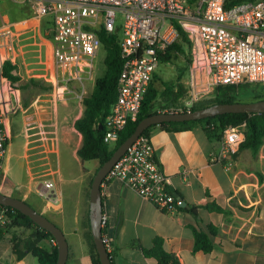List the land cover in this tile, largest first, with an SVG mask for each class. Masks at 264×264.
<instances>
[{"label":"built area","instance_id":"built-area-1","mask_svg":"<svg viewBox=\"0 0 264 264\" xmlns=\"http://www.w3.org/2000/svg\"><path fill=\"white\" fill-rule=\"evenodd\" d=\"M30 2L32 24L23 28L0 24V172L4 171L11 139V116L21 104L19 89L3 73V65L10 62L20 79H35L46 85L43 93L46 98L40 104L45 103L54 111L60 102L83 103L89 95L95 58L102 48L97 33L101 27L117 34L122 58L116 100L102 125L106 143H114L125 125L136 118L161 54L178 38L176 23L186 32L196 54L187 94L157 109L158 112L189 111L204 93L216 86L264 85V0H246L229 6L227 0ZM118 11L123 14L119 27L116 25ZM29 28L32 33L26 37L24 31ZM16 47L22 52L19 59ZM199 51L203 57L197 61ZM202 68L205 77L200 74ZM37 102L38 99L32 100L34 105ZM244 139L245 122L227 125L210 152V160L230 169ZM106 178L121 180L162 212L172 213L178 208L179 201L170 189L169 177L163 172L146 134L141 133L132 142ZM44 186L46 191H39L40 195L57 202L54 181L46 180ZM10 221L9 209L6 205L0 206V227ZM106 223L107 217L102 214L101 226L105 227ZM103 240L108 247L105 234Z\"/></svg>","mask_w":264,"mask_h":264},{"label":"crops","instance_id":"crops-1","mask_svg":"<svg viewBox=\"0 0 264 264\" xmlns=\"http://www.w3.org/2000/svg\"><path fill=\"white\" fill-rule=\"evenodd\" d=\"M9 4L5 3L6 16L0 15L1 23L23 28L34 22L30 18L31 3ZM31 33L30 28L24 31L26 37ZM16 54L18 59L22 56L20 47H16ZM82 111L83 107L75 119ZM36 114L40 116L32 101H21L12 114L11 138L19 136L22 142L20 146H13L11 140L8 143L5 168L0 172L1 183L4 185L7 177L9 184L5 187L13 189L15 197L25 200L62 229L68 243L65 264H94L87 237L89 197L68 207L59 183L61 173L57 179L48 171L55 165L59 169V159L54 162L47 154H38L31 148L29 135ZM73 129L76 130L74 126ZM76 132L78 148L82 135ZM148 136L163 172L169 177L170 189L188 206L172 213L162 212L121 180L106 178L101 184L102 210L107 217L102 230L109 239L107 250L111 263L154 264V259L146 257L141 247H151L153 239L160 236L164 248L174 253L180 264H264V142L255 156L248 148L239 150L233 166L226 169L222 163L210 160L217 140L207 137L203 123L178 131L156 125ZM89 160L95 162L87 173H95L99 161ZM22 173L26 174V180H21ZM46 180H53L58 191L55 203L39 193L46 191ZM210 201L217 202L228 212L209 211L203 205ZM192 205L196 206V212L189 210ZM192 226L208 232L213 244L210 251L193 250ZM33 232L34 228L29 226H3L0 264H38L36 256L27 250Z\"/></svg>","mask_w":264,"mask_h":264},{"label":"trees","instance_id":"trees-1","mask_svg":"<svg viewBox=\"0 0 264 264\" xmlns=\"http://www.w3.org/2000/svg\"><path fill=\"white\" fill-rule=\"evenodd\" d=\"M241 1L246 0H227L226 5L229 6L233 3ZM176 28L178 31V38L175 42L166 47L165 53L161 54L160 61H166L169 58V53L173 50L183 51V45L188 46L191 51L192 42L188 38L186 32L177 23ZM97 33L101 40L102 47L105 49V73L95 79L91 93L84 97V108L82 114L75 119L73 126L82 135L81 143L76 150L77 156L81 160L98 159L100 166L110 157L117 145L134 130L136 124L141 118L158 112L157 110L152 109V103L158 94V90L152 82V79L155 76L154 74L148 84L136 118L130 120L125 125V127L120 131L118 139L114 143L109 144L104 142L103 129L100 128V125H103L106 116L111 112L112 105L116 100L117 82L122 66V58L120 56L119 44L117 42V34L107 32L102 27L97 29ZM190 62L191 57L188 59V63ZM3 73L12 80L18 89L24 87V85H17L20 77L15 72V65L11 64L10 62H6L3 65ZM179 79L180 76H178L177 80L175 81L161 80L163 90L159 94L167 106L177 102L179 98L185 94V88L183 85L178 83ZM28 82L32 85L40 86L42 90L47 88V86L39 80L29 79ZM234 87L236 86L224 85L214 87L212 94L201 96L194 103L191 110L216 102H234L235 100L229 95L230 91H232ZM242 122H245V139L240 145V150L243 148H248L251 151V154L255 156L264 142V112L224 113L197 120L190 119L181 121H166L159 124L150 125L144 129L142 133L148 135L150 129L156 125L165 130L178 131L192 129L197 124L203 123L207 137L210 140H218L221 137L224 127L229 124H238ZM0 206H2V204H0ZM203 206L209 211L221 213L228 212L227 209L223 208L215 201L207 202ZM6 207L9 209L11 215V221L9 225L29 226L34 228L32 240L27 244V250L31 251L33 255L36 256L38 264H55L58 250L53 235L48 230L37 225L21 211L11 206L6 205ZM178 208L183 209L181 206H178ZM189 210L196 212V206L192 205ZM191 228L194 234L193 250H202L204 252L210 251L213 247V244L208 232L197 229L193 226ZM2 229L3 227H0V237L2 235ZM209 229L210 232L213 231L212 225H209ZM102 232L105 234L104 230H102ZM87 237L94 264H100L90 231ZM141 250L146 257L154 259V264H180L177 256L164 248L163 238L160 236H156L153 239V244L151 247H141Z\"/></svg>","mask_w":264,"mask_h":264},{"label":"rangeland","instance_id":"rangeland-1","mask_svg":"<svg viewBox=\"0 0 264 264\" xmlns=\"http://www.w3.org/2000/svg\"><path fill=\"white\" fill-rule=\"evenodd\" d=\"M15 1H25L28 4L31 3L30 0H0V15L6 16L4 11L6 2L7 5L9 2L11 3L9 4L10 6H15ZM14 8L15 7H12V9ZM1 19L2 18H0V20ZM5 20H7V18ZM122 23L123 14L121 11H118L116 12V25L119 27L122 26ZM119 34H121L120 28ZM183 49V51H171L169 53V58L166 61H159L157 63L155 68L156 74L152 79L153 84L158 90V94L152 103L153 110L167 106L159 94L163 90L161 80L175 81L177 80L178 76H180L178 83L183 85L185 92L189 88V82L191 78L190 68L193 67V59L196 54V49H193L192 47L190 51L186 45H183ZM201 53L200 51L197 53V61L202 59L203 55ZM104 57L105 49L102 47L99 49V52L95 58L93 80L88 85L89 94L93 89L95 79L105 73L106 67L104 64ZM190 57L191 62L188 63V59ZM195 68L196 66L193 68V70H195ZM203 69L204 68H202L200 74L201 76L204 75L205 77L206 74L205 72L203 73ZM28 81V78L23 77L19 80L17 85H24L23 88L19 89L21 101L31 102L32 100L38 99V102L34 105V108L40 112V116L38 114L34 116V122L32 125L33 127L31 129L32 132L30 131L29 135L32 140L31 148H33L38 154H47L51 160H54V162L59 159V169H57L55 165L54 167H48V171L51 174L54 173V177L57 179L59 177L58 173H61L59 183L63 189L69 207L71 204L73 205L78 201L82 202V200L88 199L91 181L95 174L93 172L87 173V170L94 164L95 160H81L76 154L79 139L77 137L78 134L76 130L73 129V120L80 113L81 108H84V105L82 102L78 103L77 101H67L65 103L60 102L57 103L56 109L54 111L52 108L46 107L45 103L40 104L42 103L43 99L46 98V95L43 94L44 90H42L38 85L30 84ZM193 81L194 84H197L196 75H193ZM208 94L211 95L212 91H209L205 95ZM229 95L235 101L242 102L264 99V85L261 83H243L234 87V89L230 91ZM10 140L13 146H20L22 142L19 136H14ZM14 170L15 168H13V171ZM0 176V191L9 195L13 194L15 196L16 192L13 189L9 190L7 187H5L6 184H9L7 177L4 178V185H2L1 173ZM26 178V174L22 173L21 180H26ZM28 202L30 201L28 200Z\"/></svg>","mask_w":264,"mask_h":264},{"label":"water","instance_id":"water-1","mask_svg":"<svg viewBox=\"0 0 264 264\" xmlns=\"http://www.w3.org/2000/svg\"><path fill=\"white\" fill-rule=\"evenodd\" d=\"M250 112L260 113L264 112V99L254 101H234V102H216L204 107L192 109L185 112H156L141 118L136 124L134 130L123 139L117 147L113 150L110 157L105 160L95 172L89 190V223L92 234L95 250L98 254L100 264H112L107 246L103 240L101 218L102 210V196L101 184L108 174L114 163L120 158L132 142L146 129L153 124H159L166 121H181V120H197L208 116H214L224 113H239ZM102 128V125H100ZM174 196L180 201L181 207L188 205L182 200L181 196L172 191ZM0 204L11 206L23 214L27 215L40 227L48 230L54 237L57 245V260L55 264H65L68 254V243L62 229L50 220L46 215L34 209L25 200L5 194L0 191Z\"/></svg>","mask_w":264,"mask_h":264}]
</instances>
